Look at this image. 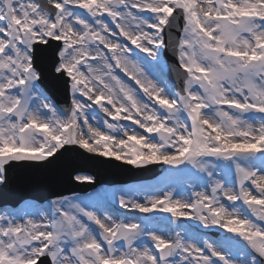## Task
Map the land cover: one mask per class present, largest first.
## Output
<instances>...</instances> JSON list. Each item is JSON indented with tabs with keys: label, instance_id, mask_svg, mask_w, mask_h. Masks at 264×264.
Listing matches in <instances>:
<instances>
[{
	"label": "snow or ice",
	"instance_id": "obj_1",
	"mask_svg": "<svg viewBox=\"0 0 264 264\" xmlns=\"http://www.w3.org/2000/svg\"><path fill=\"white\" fill-rule=\"evenodd\" d=\"M68 146L167 167L0 208V264H264V0H0V184Z\"/></svg>",
	"mask_w": 264,
	"mask_h": 264
},
{
	"label": "rangeland",
	"instance_id": "obj_2",
	"mask_svg": "<svg viewBox=\"0 0 264 264\" xmlns=\"http://www.w3.org/2000/svg\"><path fill=\"white\" fill-rule=\"evenodd\" d=\"M161 175H159L158 177L156 178H152V179H147V180H143V181H138L136 183H133L131 185H135V184H141V183H151V182H155L157 181V179L160 177ZM119 186V185H118ZM113 187H117V186H111V187H108V188H113ZM89 193H92V192H89ZM87 193V194H89ZM83 196V195H82Z\"/></svg>",
	"mask_w": 264,
	"mask_h": 264
},
{
	"label": "bare ground",
	"instance_id": "obj_3",
	"mask_svg": "<svg viewBox=\"0 0 264 264\" xmlns=\"http://www.w3.org/2000/svg\"><path fill=\"white\" fill-rule=\"evenodd\" d=\"M107 187H105V186H100V187H98L96 190H94V191H96V192H99V191H102L103 189H106Z\"/></svg>",
	"mask_w": 264,
	"mask_h": 264
}]
</instances>
